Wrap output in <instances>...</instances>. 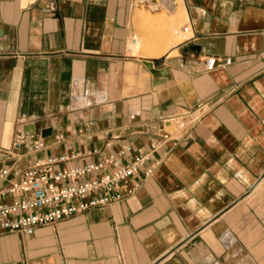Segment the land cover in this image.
<instances>
[{
	"label": "crops",
	"instance_id": "1",
	"mask_svg": "<svg viewBox=\"0 0 264 264\" xmlns=\"http://www.w3.org/2000/svg\"><path fill=\"white\" fill-rule=\"evenodd\" d=\"M142 8L175 45L131 51ZM19 125L46 143L21 165L160 144L124 200L0 234V264H264V0H0V167Z\"/></svg>",
	"mask_w": 264,
	"mask_h": 264
},
{
	"label": "built area",
	"instance_id": "2",
	"mask_svg": "<svg viewBox=\"0 0 264 264\" xmlns=\"http://www.w3.org/2000/svg\"><path fill=\"white\" fill-rule=\"evenodd\" d=\"M231 62L230 57L220 60L210 54L204 66L210 71ZM57 136L62 138V134ZM12 144L7 153L14 160L0 167V234L30 235L40 225L54 224L133 194L137 189L133 179L160 143L153 141L147 151L135 153L133 158L124 161L132 144L125 143L120 149L111 150L113 140L110 139L104 147L52 153L23 165L19 161L25 154L46 146L44 138L28 133L19 125ZM153 170V166L146 168L145 175L152 174Z\"/></svg>",
	"mask_w": 264,
	"mask_h": 264
},
{
	"label": "rangeland",
	"instance_id": "3",
	"mask_svg": "<svg viewBox=\"0 0 264 264\" xmlns=\"http://www.w3.org/2000/svg\"><path fill=\"white\" fill-rule=\"evenodd\" d=\"M141 14V25L142 28L146 29L147 35H149L150 39L153 41L148 43V40L143 37V35L138 34L136 43L131 40L130 41V49L132 52H139L142 50V53L145 54H159L175 45L178 42V36L182 35V19H178L174 21L172 16L169 17L167 12L163 11L161 19H157L158 16H154L151 11H146L142 8ZM147 25V26H146ZM167 32L169 42L163 45L162 50H156V48L162 47L160 44L161 34ZM149 49V50H148ZM264 184V183H263Z\"/></svg>",
	"mask_w": 264,
	"mask_h": 264
},
{
	"label": "water",
	"instance_id": "4",
	"mask_svg": "<svg viewBox=\"0 0 264 264\" xmlns=\"http://www.w3.org/2000/svg\"><path fill=\"white\" fill-rule=\"evenodd\" d=\"M164 59L163 58H155V61L156 62H161V61H163Z\"/></svg>",
	"mask_w": 264,
	"mask_h": 264
},
{
	"label": "bare ground",
	"instance_id": "5",
	"mask_svg": "<svg viewBox=\"0 0 264 264\" xmlns=\"http://www.w3.org/2000/svg\"><path fill=\"white\" fill-rule=\"evenodd\" d=\"M183 13V12H182ZM183 18V17H182ZM187 26V25H186ZM188 27H189V25H188ZM185 29H187L188 30V28H185ZM135 43H136V41H134Z\"/></svg>",
	"mask_w": 264,
	"mask_h": 264
}]
</instances>
